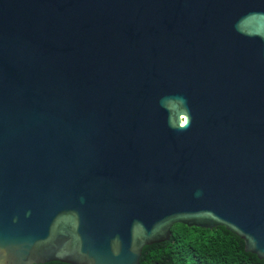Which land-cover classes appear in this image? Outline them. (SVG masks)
<instances>
[{
	"label": "water",
	"instance_id": "1",
	"mask_svg": "<svg viewBox=\"0 0 264 264\" xmlns=\"http://www.w3.org/2000/svg\"><path fill=\"white\" fill-rule=\"evenodd\" d=\"M176 224L264 261V0H0V264Z\"/></svg>",
	"mask_w": 264,
	"mask_h": 264
},
{
	"label": "trees",
	"instance_id": "2",
	"mask_svg": "<svg viewBox=\"0 0 264 264\" xmlns=\"http://www.w3.org/2000/svg\"><path fill=\"white\" fill-rule=\"evenodd\" d=\"M139 264H264V261L244 252L243 242L222 227L208 230L176 224L168 241L142 249Z\"/></svg>",
	"mask_w": 264,
	"mask_h": 264
},
{
	"label": "snow or ice",
	"instance_id": "3",
	"mask_svg": "<svg viewBox=\"0 0 264 264\" xmlns=\"http://www.w3.org/2000/svg\"><path fill=\"white\" fill-rule=\"evenodd\" d=\"M185 124L187 123V121L184 122Z\"/></svg>",
	"mask_w": 264,
	"mask_h": 264
}]
</instances>
